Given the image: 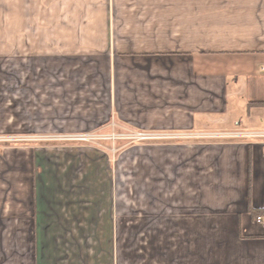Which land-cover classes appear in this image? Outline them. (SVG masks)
I'll return each instance as SVG.
<instances>
[{
    "label": "crops",
    "instance_id": "obj_1",
    "mask_svg": "<svg viewBox=\"0 0 264 264\" xmlns=\"http://www.w3.org/2000/svg\"><path fill=\"white\" fill-rule=\"evenodd\" d=\"M30 1L9 56L57 81L45 132L185 136L0 155V264H264V144L192 135L264 128V0Z\"/></svg>",
    "mask_w": 264,
    "mask_h": 264
},
{
    "label": "rangeland",
    "instance_id": "obj_2",
    "mask_svg": "<svg viewBox=\"0 0 264 264\" xmlns=\"http://www.w3.org/2000/svg\"><path fill=\"white\" fill-rule=\"evenodd\" d=\"M33 1L42 7V0ZM27 7L31 11L30 0H0V155L5 157L6 152L13 147H23L30 152L61 146L97 148L109 153L117 167L123 153H132L130 149L150 140L120 137L118 133L124 130L110 125L113 118L106 121L104 127L90 132L74 134L45 132L49 130L47 127L49 124L58 120L57 111L45 110L50 104L57 102L43 96V93L57 91V81L42 79L40 65L11 63L9 56L10 26L23 23L28 16ZM203 133L206 132L192 135L202 138L205 136ZM85 134L88 136L80 138ZM110 136L115 138H108ZM171 137L175 138L178 135ZM128 150L130 151L127 152ZM136 178V175L129 177L131 184H136ZM131 198H136V191L131 194Z\"/></svg>",
    "mask_w": 264,
    "mask_h": 264
},
{
    "label": "built area",
    "instance_id": "obj_3",
    "mask_svg": "<svg viewBox=\"0 0 264 264\" xmlns=\"http://www.w3.org/2000/svg\"><path fill=\"white\" fill-rule=\"evenodd\" d=\"M110 125L113 127L118 126L119 123L117 120L114 118L111 120ZM115 134V133H114ZM205 136L204 137H213V138H225V139H245V140H253L257 142H261L264 144V128L262 129H233V130H224V131H219V132H206L203 133ZM120 137H127V138H133V139H139V140H151V139H159V138H172L171 135H178L174 133H153V132H146V131H127L124 130L121 133H118ZM88 135H81L80 138H85ZM180 136H185V135H178ZM190 136V135H189ZM108 138H115L113 137H108ZM119 138V137H118ZM256 221L260 223L264 227V216L259 215L256 218Z\"/></svg>",
    "mask_w": 264,
    "mask_h": 264
},
{
    "label": "trees",
    "instance_id": "obj_4",
    "mask_svg": "<svg viewBox=\"0 0 264 264\" xmlns=\"http://www.w3.org/2000/svg\"><path fill=\"white\" fill-rule=\"evenodd\" d=\"M250 211L253 215V217L256 219L259 215L264 216V208H255V207H250Z\"/></svg>",
    "mask_w": 264,
    "mask_h": 264
}]
</instances>
